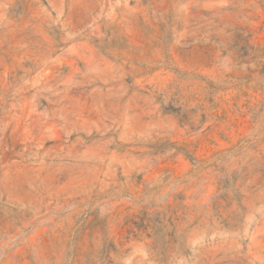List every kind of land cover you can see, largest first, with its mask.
<instances>
[{
    "label": "rangeland",
    "instance_id": "rangeland-1",
    "mask_svg": "<svg viewBox=\"0 0 264 264\" xmlns=\"http://www.w3.org/2000/svg\"><path fill=\"white\" fill-rule=\"evenodd\" d=\"M0 264H264V0H0Z\"/></svg>",
    "mask_w": 264,
    "mask_h": 264
}]
</instances>
